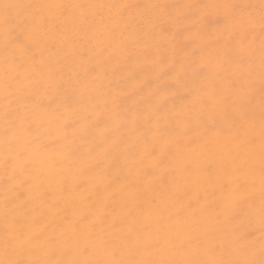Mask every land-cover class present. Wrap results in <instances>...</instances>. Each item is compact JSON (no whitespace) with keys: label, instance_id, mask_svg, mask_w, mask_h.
I'll use <instances>...</instances> for the list:
<instances>
[{"label":"snow or ice","instance_id":"obj_1","mask_svg":"<svg viewBox=\"0 0 264 264\" xmlns=\"http://www.w3.org/2000/svg\"><path fill=\"white\" fill-rule=\"evenodd\" d=\"M0 264H264V0H0Z\"/></svg>","mask_w":264,"mask_h":264},{"label":"bare ground","instance_id":"obj_2","mask_svg":"<svg viewBox=\"0 0 264 264\" xmlns=\"http://www.w3.org/2000/svg\"><path fill=\"white\" fill-rule=\"evenodd\" d=\"M181 0H178V2H180ZM13 2H15V0H13ZM45 2H49V0H45ZM79 2H99V0H79ZM122 2H149V3H157V2H162V0H122ZM182 2H184V0H182ZM197 2V1H195ZM68 50L65 49L64 51H62L60 54L64 55ZM259 105V102H258ZM70 199V197H68ZM244 225H247L246 223ZM255 228V231H259V221L257 219L256 223L253 226ZM250 230H252V228H249ZM258 229V230H257ZM260 232V231H259ZM260 235V234H259ZM259 236L255 237L256 242L259 241ZM258 247V244H257Z\"/></svg>","mask_w":264,"mask_h":264},{"label":"rangeland","instance_id":"obj_3","mask_svg":"<svg viewBox=\"0 0 264 264\" xmlns=\"http://www.w3.org/2000/svg\"><path fill=\"white\" fill-rule=\"evenodd\" d=\"M195 1H197V2H202V3H208V2H223V0H195ZM180 2H182V0L180 1ZM184 2H192V0H184ZM243 2H253V3H255V2H257V0H243ZM257 47H258V42H257V45H256ZM258 62V61H257ZM258 102H259V99L257 98V100H256V106H257V110H258ZM246 223V222H245ZM255 229V228H254ZM240 230L241 231H244V230H250L249 229V227H248V225H240ZM258 230V229H257ZM261 235V233L259 232V231H255V237H257V236H259L260 237V235ZM256 244H258L259 245V241L258 242H256Z\"/></svg>","mask_w":264,"mask_h":264}]
</instances>
